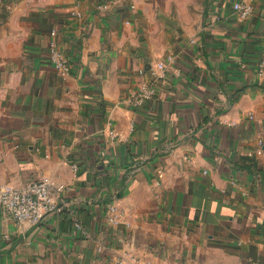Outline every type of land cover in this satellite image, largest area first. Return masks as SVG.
<instances>
[{"label": "crops", "instance_id": "0c3cea01", "mask_svg": "<svg viewBox=\"0 0 264 264\" xmlns=\"http://www.w3.org/2000/svg\"><path fill=\"white\" fill-rule=\"evenodd\" d=\"M261 59L264 0H0V183L48 177L61 207L0 211V264H264Z\"/></svg>", "mask_w": 264, "mask_h": 264}, {"label": "built area", "instance_id": "2783aa9c", "mask_svg": "<svg viewBox=\"0 0 264 264\" xmlns=\"http://www.w3.org/2000/svg\"><path fill=\"white\" fill-rule=\"evenodd\" d=\"M233 7L241 18H246L251 13V6L247 2L236 1ZM50 58L55 67L66 72L68 64L64 56L55 48L50 50ZM173 59L168 55L166 60H159L151 65L147 70H138L139 74H146L149 79L139 82L127 101L135 106L141 107L150 100L156 92L155 80L165 75L167 61ZM257 73L264 77V59L257 64ZM117 134L109 131V136L114 138ZM57 187L45 176H40L36 180H30L20 186H8L0 183V211L3 214L12 216L17 221L29 222L35 224L41 222L46 216L61 211V207L56 202L55 191ZM106 218L110 224H117L121 220V214L115 203H108L106 208ZM73 225L77 231L86 233L83 222L75 219ZM100 249V247H99ZM111 264H122L121 260L116 258Z\"/></svg>", "mask_w": 264, "mask_h": 264}]
</instances>
